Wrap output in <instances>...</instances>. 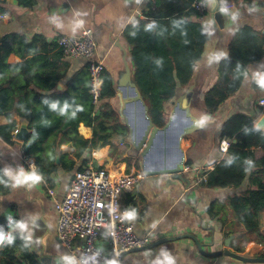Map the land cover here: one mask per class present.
Instances as JSON below:
<instances>
[{"label":"crops","instance_id":"crops-1","mask_svg":"<svg viewBox=\"0 0 264 264\" xmlns=\"http://www.w3.org/2000/svg\"><path fill=\"white\" fill-rule=\"evenodd\" d=\"M214 3L215 0H208V11L202 18L197 15L188 19L202 26L207 40L191 83L178 93V97L184 96L182 105L189 108L201 128L182 140L186 155L182 174L144 176L121 193V207L134 214L128 218L134 232L150 238L146 247L123 255L122 264H168L169 260L172 264H260L242 263L224 255L228 249L246 257H261L263 246L257 243L255 234L244 231L228 206L217 217L208 214L214 202L221 206L226 196L236 190L208 189L198 183V178L203 174L202 169H213L225 156L219 145L224 139L220 137V128L227 118L244 114L256 126L264 117V107L259 105L264 89L257 83V75L264 71V56L247 64L239 88L214 114L207 115L203 106L205 92L221 82L218 67L228 57L230 45L240 31L251 34L239 39L246 44L241 55L253 57L264 50V0H219L213 6ZM0 8L4 10L0 12V37L17 35L13 41L15 52L9 56L8 63L27 62V77L33 82L30 89L43 94L65 92L68 83L77 78H83L89 85L86 60L66 57L57 43L61 36H78L86 29L92 31L96 58L103 62L116 89L124 70V52L131 68L125 29L135 21L145 20L148 12L147 0H35L31 7H22L17 0H0ZM18 73L19 70H13L8 76ZM14 104L15 101L10 104L11 109L0 115V126L15 123L12 143L0 137V166L8 181L7 190L0 194V215L15 216L26 225L23 230L18 227V231L27 237L36 264H68L69 260L74 264L81 242L76 241L72 251L58 241L55 201L66 196L70 182L88 163L104 167L116 178L142 172L140 155L130 145L128 133L121 138L124 142L115 140L119 153L115 143L116 149L111 154L109 145L98 149L92 146L93 127L80 126L77 131L55 130L40 144L36 155L25 159L24 142L16 140L15 133L22 123L27 124L26 137L33 130L14 111ZM119 104L121 108V99ZM173 105H166L168 117ZM98 111L95 108L92 117ZM84 129L88 130L87 135L82 134ZM80 139L87 140L88 145L84 146ZM101 150L106 154L98 159L96 154ZM249 151L254 154L250 160L264 158L263 148L253 147ZM119 156L122 158L117 162ZM29 163L34 164L32 169ZM21 172L34 173L41 180L36 184H16L13 177ZM49 189L54 190L53 196L48 194ZM259 228L264 232V211L259 214ZM98 245L109 254L104 236Z\"/></svg>","mask_w":264,"mask_h":264},{"label":"trees","instance_id":"trees-1","mask_svg":"<svg viewBox=\"0 0 264 264\" xmlns=\"http://www.w3.org/2000/svg\"><path fill=\"white\" fill-rule=\"evenodd\" d=\"M17 1L22 7L35 4V0ZM193 1L147 0V18L135 21L125 29L132 80L148 106L152 122L159 128L168 119L166 105H173L179 89H186L191 83L207 40L202 26L188 21L191 16L198 15L192 8ZM0 12L4 10L0 8ZM242 35L251 34L239 32L230 45L228 57L218 67L221 82L204 94L203 106L207 115L214 114L235 94L247 64L264 56V50L253 57L241 55L246 47L239 40ZM16 38L14 34L0 37V115L11 109L10 104L15 101L14 111L29 122V129L33 131L24 140V155H36L40 144L55 130L69 128L77 131L80 126L94 128V148L109 145L113 154L115 140L125 138L128 128L119 106H116V100L119 104L120 99L111 75L104 72L99 111L92 117L95 107L88 93L89 85L83 78L71 80L65 92L43 94L30 89L33 82L26 73L29 64L8 63L9 56L15 52L13 41ZM13 70H19V73L8 76ZM14 129V122L0 126V137L12 143ZM87 133L88 130L82 131L83 135ZM220 137L230 142L229 149L224 158L206 173V181L201 185L208 189H232L236 192L229 193L221 206L214 202L208 214L217 217L228 206L244 231L256 235L257 243L263 246L260 256L264 258V232L259 228V214L264 211V158L250 160L254 154L249 151L253 147L264 149V131L257 128L250 117L238 113L223 122ZM80 141L84 146L88 145L87 140ZM136 168H140L139 163H136ZM0 180L3 181L0 183L1 194L8 188L1 166ZM18 224L17 217L0 215V231L13 238L12 243H8L7 238L0 243V264H36L27 237L18 231Z\"/></svg>","mask_w":264,"mask_h":264},{"label":"built area","instance_id":"built-area-1","mask_svg":"<svg viewBox=\"0 0 264 264\" xmlns=\"http://www.w3.org/2000/svg\"><path fill=\"white\" fill-rule=\"evenodd\" d=\"M208 7V0H194L192 3L199 18L207 13ZM57 43L66 57L86 60L88 93L92 105L99 109L105 68L103 62L96 58L97 46L92 31L86 29L78 36H61ZM259 75H264V71ZM259 105L264 107V98L259 100ZM229 146L230 142L222 139L219 151L226 154ZM28 166L32 169L34 164L29 163ZM211 170V167L202 169L198 183L205 182L206 173ZM142 179L144 174L141 171L112 178L104 167H97L93 162L75 175L66 196L55 201L58 241L69 250L73 249L76 241L81 242L74 264H122L123 255L149 244L148 235L140 237L134 232L128 211L120 205L121 193ZM48 194L53 196L54 190L49 189ZM101 236L105 237L109 254H105L98 245Z\"/></svg>","mask_w":264,"mask_h":264},{"label":"water","instance_id":"water-1","mask_svg":"<svg viewBox=\"0 0 264 264\" xmlns=\"http://www.w3.org/2000/svg\"><path fill=\"white\" fill-rule=\"evenodd\" d=\"M217 3L219 0H215L213 6ZM124 54V70L117 80L116 91L120 94V115L128 128L130 145L140 155L141 170L145 177L179 176L183 173L186 163L182 140L201 128V124L191 115L189 108L182 105V95L176 99L166 123L160 128L157 127L152 122L148 106L132 80L126 52ZM256 127L264 128V117L258 121ZM28 132L27 124L22 123L15 133V139L24 142ZM121 141L124 142L125 139ZM224 255L242 263L264 264V258L246 257L228 249L224 250Z\"/></svg>","mask_w":264,"mask_h":264},{"label":"clouds","instance_id":"clouds-1","mask_svg":"<svg viewBox=\"0 0 264 264\" xmlns=\"http://www.w3.org/2000/svg\"><path fill=\"white\" fill-rule=\"evenodd\" d=\"M257 83L259 85V87H261L262 89H264V75H257ZM53 108H55V105H53ZM8 175H11V173H7ZM16 181V184H21V183H27V182H31L32 184H36L41 180V177L36 175V174H30V175H25L23 174V172H21L18 176L13 177ZM0 183H3L2 180H0ZM133 213H129L128 214V218L131 219L133 218ZM17 227H19L20 229H25L26 225L23 223H19L17 225ZM7 238L8 243H12V237L9 235L6 237V235L0 231V243H2L5 239ZM67 259V258H66ZM68 264H73V262L71 260L68 261ZM168 264H172V261L169 260Z\"/></svg>","mask_w":264,"mask_h":264},{"label":"bare ground","instance_id":"bare-ground-1","mask_svg":"<svg viewBox=\"0 0 264 264\" xmlns=\"http://www.w3.org/2000/svg\"><path fill=\"white\" fill-rule=\"evenodd\" d=\"M105 154H106L105 150H101L99 153L96 154V157H97L98 159H101V158L105 157ZM103 161H104V160H103ZM120 166H121V165H120Z\"/></svg>","mask_w":264,"mask_h":264},{"label":"rangeland","instance_id":"rangeland-1","mask_svg":"<svg viewBox=\"0 0 264 264\" xmlns=\"http://www.w3.org/2000/svg\"><path fill=\"white\" fill-rule=\"evenodd\" d=\"M116 106H119V109H120V105L118 104V101L116 100ZM116 144H117V150H116V152H118L119 153V145H118V142H115ZM121 147V146H120ZM111 154H112V152H111ZM110 154V155H111ZM110 155H109V157H110ZM122 157L121 156H119V157H117L116 159H117V162L121 159Z\"/></svg>","mask_w":264,"mask_h":264}]
</instances>
